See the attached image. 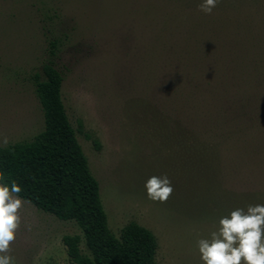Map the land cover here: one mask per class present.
<instances>
[{
    "label": "rangeland",
    "instance_id": "obj_1",
    "mask_svg": "<svg viewBox=\"0 0 264 264\" xmlns=\"http://www.w3.org/2000/svg\"><path fill=\"white\" fill-rule=\"evenodd\" d=\"M202 2L0 0V146L44 129L34 78L53 61L110 229L150 230L155 264H202L197 241L222 216L264 204V0ZM165 174L173 194L150 200ZM21 214L15 264H68L79 226L31 203Z\"/></svg>",
    "mask_w": 264,
    "mask_h": 264
},
{
    "label": "trees",
    "instance_id": "obj_2",
    "mask_svg": "<svg viewBox=\"0 0 264 264\" xmlns=\"http://www.w3.org/2000/svg\"><path fill=\"white\" fill-rule=\"evenodd\" d=\"M49 45L50 55L55 57L58 43L50 41ZM63 82L51 60L35 76L44 129L31 141L0 146V171L9 184L15 181L22 188L19 195L23 200L79 226L83 236L63 238L68 264H155L158 242L150 230L132 222L117 237L110 229L100 184L67 115ZM83 242L88 254L82 251Z\"/></svg>",
    "mask_w": 264,
    "mask_h": 264
},
{
    "label": "clouds",
    "instance_id": "obj_3",
    "mask_svg": "<svg viewBox=\"0 0 264 264\" xmlns=\"http://www.w3.org/2000/svg\"><path fill=\"white\" fill-rule=\"evenodd\" d=\"M220 0H203L198 9L211 14ZM3 145L9 143L7 137ZM152 201L165 203L174 192L171 180L165 174L152 176L145 184ZM22 188L7 182L0 171V264H15L10 245L17 239L23 223L22 209L28 201L20 197ZM197 247L202 264H264V204L248 205L247 210L236 208L219 219L216 231L210 238H201Z\"/></svg>",
    "mask_w": 264,
    "mask_h": 264
}]
</instances>
